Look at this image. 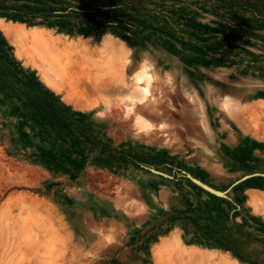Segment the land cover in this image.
Listing matches in <instances>:
<instances>
[{
    "label": "rangeland",
    "instance_id": "obj_1",
    "mask_svg": "<svg viewBox=\"0 0 264 264\" xmlns=\"http://www.w3.org/2000/svg\"><path fill=\"white\" fill-rule=\"evenodd\" d=\"M0 264H264V0H0Z\"/></svg>",
    "mask_w": 264,
    "mask_h": 264
},
{
    "label": "water",
    "instance_id": "obj_2",
    "mask_svg": "<svg viewBox=\"0 0 264 264\" xmlns=\"http://www.w3.org/2000/svg\"><path fill=\"white\" fill-rule=\"evenodd\" d=\"M196 182L197 185H199L201 188L205 189L206 191L215 194V195H220V193H218L216 190L212 189L211 187L205 185L204 183L198 181V180H194Z\"/></svg>",
    "mask_w": 264,
    "mask_h": 264
},
{
    "label": "bare ground",
    "instance_id": "obj_3",
    "mask_svg": "<svg viewBox=\"0 0 264 264\" xmlns=\"http://www.w3.org/2000/svg\"><path fill=\"white\" fill-rule=\"evenodd\" d=\"M147 75H145V76H147L146 77V81L148 80V84H150L151 83V81H152V79H153V75L152 74H150V73H146ZM146 81L144 80V82L146 83ZM135 82V81H134ZM138 82H142V78H140V79H138ZM146 85V84H145ZM143 89V88H142ZM146 94H149L150 93V89H149V87H146V88H144V90H143ZM157 105V104H156Z\"/></svg>",
    "mask_w": 264,
    "mask_h": 264
}]
</instances>
